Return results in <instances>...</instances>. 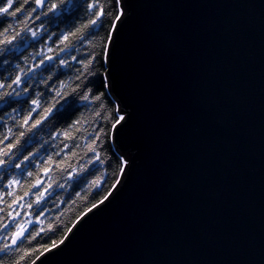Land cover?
<instances>
[{"label": "water", "instance_id": "water-1", "mask_svg": "<svg viewBox=\"0 0 264 264\" xmlns=\"http://www.w3.org/2000/svg\"><path fill=\"white\" fill-rule=\"evenodd\" d=\"M124 12L120 87L137 118L113 145L135 172L36 264H264V0Z\"/></svg>", "mask_w": 264, "mask_h": 264}, {"label": "snow or ice", "instance_id": "snow-or-ice-1", "mask_svg": "<svg viewBox=\"0 0 264 264\" xmlns=\"http://www.w3.org/2000/svg\"><path fill=\"white\" fill-rule=\"evenodd\" d=\"M66 2L67 0H0V48L6 50L8 46H15L14 42L29 36L41 43L44 42L45 37L48 41H52L54 36L59 40L58 50L54 51L52 47H48L47 52H45L44 48H41L40 52L35 54L31 63H28V57H25L24 67L18 64L13 72L0 79V101H4L10 107L13 104H29L26 114L21 115L18 122L15 115L11 117L14 126L23 130L14 133L11 127L7 128L6 134H3L0 138V145H3V147H0V157H11L14 150L18 151L23 147L24 138L33 129L48 120L58 106L67 105L77 99L91 102L94 105L92 120L83 121L79 117L66 120L65 127L57 132V136L62 135L66 141H73V147H77L73 134L79 132L82 126L92 129L88 137L90 142L86 145L87 151L84 156L79 157L80 160H84V163H78L75 167L67 159L61 160L60 163L71 169L68 171L69 179L74 180L76 176L86 172L94 175V178L88 182V189L91 190L89 195L82 196L84 189L74 193L75 196L86 200L87 204L76 217L72 226L66 229L49 226V239L60 231L65 232V235L59 240V244L63 245L62 248L57 246L56 240H52L51 248H44L41 253V256H43L44 252H48L52 257L59 256L67 247L71 241L68 233H71L72 236L75 235L76 231L83 227L94 215L107 208L118 198L127 186L129 179L133 176L138 162L136 159H132L129 163L128 159L119 156L117 158L119 170L114 173L115 179L107 191H105V185L108 184L109 177L104 176L103 173L95 175L89 172L90 166L96 163L101 165L107 163L108 167H112V161L110 159L106 160L101 155L103 147L110 141L114 143L121 138L128 137L137 118L136 106L128 97L122 94L120 87V66L128 38L129 24L132 20L131 13L125 14L124 12V5L127 0H123V2L122 0H115L114 15L112 14L113 9L105 10L99 0H90V2L86 0L87 9L91 11V16L86 18V22L76 26L73 31L61 33L57 36L56 32L48 31L49 22ZM129 6L131 7V5ZM37 21H39L38 24ZM97 26L103 31L104 35L94 44L89 37L97 35L92 31ZM70 38H73L82 47L84 45H88V47L78 56L72 55L70 59H61L60 53L70 48L73 51H78L75 49L74 44L70 42ZM2 54L0 52V55ZM54 59L58 61L55 65L52 64ZM4 62L8 63L7 60ZM46 64L48 67L44 68L45 71L63 67L67 68L71 75L51 71V74L46 78L37 81L35 79L36 72ZM65 75H67V81L61 79V76ZM97 82H99L98 86ZM41 85L44 86L46 91L37 90ZM20 97H24V99L21 100ZM20 111L22 112L23 109L21 108ZM17 112L18 109L12 107V113ZM0 119H3V117H0ZM40 147H43V145ZM68 148L69 145L64 143V149ZM39 151L40 148H36L35 152L26 151V154L21 153L22 158L18 157L19 162L15 163L14 167L26 171V162ZM77 155L76 152H71V157L75 158ZM48 159L50 164L55 163L51 157ZM7 163H9V160L0 159V166ZM51 171L52 168L47 165L42 169L45 175ZM125 172H127V175H125ZM28 176H32V173L28 172ZM19 183L20 181L13 177L8 180V187ZM54 184L56 182L52 180L44 185L43 181L37 177L35 183L31 186L35 190L36 206H40L46 200L49 190L53 189ZM56 186L64 187V185ZM24 195L28 196L29 193L25 192ZM21 199L23 197H18L12 203L19 206V200ZM32 207V204L28 205L29 209ZM44 214L45 210L41 208L35 221L29 220L27 225L23 223L15 224V231L9 232L7 240L0 244V264H4V258L13 248H19V245L26 238L25 233L29 231L34 223H38L40 217ZM15 215L19 216L20 213H15ZM8 228L9 225H5V229ZM44 231V228H40V231L32 236V239L35 240ZM29 235H31L30 232ZM51 249H56V251H51ZM24 259L25 255H21L15 261V264H20ZM37 259H40V257H37ZM44 259H48V257H44ZM31 264H36V260H33ZM41 264H43L42 260Z\"/></svg>", "mask_w": 264, "mask_h": 264}, {"label": "trees", "instance_id": "trees-1", "mask_svg": "<svg viewBox=\"0 0 264 264\" xmlns=\"http://www.w3.org/2000/svg\"><path fill=\"white\" fill-rule=\"evenodd\" d=\"M90 2V0H87ZM86 0H67L65 5L61 10H58L50 20V27H48L49 32H56L57 36L61 33H67L73 31L76 26L81 23L86 22V18L91 16V11L87 9ZM99 3L105 8V10L112 8L113 15L115 14V0H99ZM11 22V21H8ZM37 24L39 21L36 22ZM22 26V25H21ZM19 30V29H17ZM94 33H97L94 37H89L93 40V43H97L104 33L99 28V26L93 28ZM55 41V43H53ZM70 42L74 44L75 49L78 51H73L71 48L63 53H60V58H69L72 55H80L84 52V49L88 45L82 47L73 38H70ZM15 46H8L7 49L0 48V79L6 77L10 72L16 69L19 64L24 67L25 57H28V63L32 62L33 57L36 53L40 52L41 48L47 52L48 47H52L54 51L58 50L57 45H59V40L54 36L52 41H48L45 37L43 43L33 40L30 36L22 40L14 42ZM62 47V45H60ZM54 54V53H49ZM38 59V57H36ZM7 60L8 63L4 61ZM57 60H53L52 64H57ZM48 65L42 66V68L36 72L35 79L37 81L46 78L51 74V71H56L57 73H66L71 75L67 68H53L51 71H45ZM67 75L61 76V79L67 81ZM99 82H97L98 86ZM37 90H44L43 85ZM19 99L23 100L24 97ZM111 99V97H109ZM12 107L18 109L17 113H12ZM29 104L16 105L13 104L11 107L4 101H0V138L3 134H6L7 128L11 127L13 132L16 133L19 130L14 126V122L11 119L13 115L17 117V122L19 117L26 114ZM94 105L91 102H85L80 100H74L71 103L63 106H58L54 114L49 117L42 125L33 129L23 140V147L18 151L14 150V154L11 157H0V159L9 160L6 165L0 166V244L4 240H7L8 233L15 231V224L23 223L28 224L29 220L35 221L37 214L40 212L41 208L45 210V214L40 217L38 223H34L29 231L25 233V239L19 245V248H13L4 258V264H15V261L19 259L21 255H25V259L20 262V264H31L44 250V248H50L52 240H56L57 244L62 236L65 235L64 231H60L57 235H54L49 239V226L59 227L66 229L71 227L75 222L76 217L84 209L87 201L82 197H77L74 195L75 192L84 189L83 195H89L90 189H88V182L94 178V175H90L88 172L82 173L75 177V179L68 178V171L71 169L65 164H61V160L67 159L69 163L75 167L78 163H84V160H80L79 157L84 156L87 151L86 145L89 143V135L92 131L90 127L82 126L79 132H75L74 142L77 147H73V141H66L65 138L60 135L57 136V132L65 127V121L70 120L75 117L81 118L83 121H90L93 119L92 108ZM23 109L21 112L20 109ZM7 143V142H5ZM64 143L69 145L68 149H64ZM43 145V147H40ZM3 147V145H0ZM36 148H40L39 152L26 162L27 170L17 169L14 167L15 163L19 162V158H22L21 153L26 154V151L35 152ZM63 149V151H62ZM76 152L77 157H71V152ZM101 155L112 161V167H108L107 163L101 165L96 163L90 166L89 172L100 175L103 173L104 176L109 177L108 184L105 185V191H107L110 184L114 181V173L118 172L117 158L120 156L113 145V142H108L107 145L103 147ZM49 157L55 161L54 164L49 163ZM86 159V157H85ZM52 168V171L45 175L42 172L44 166ZM28 172L32 173V176H28ZM15 177L20 183L18 185H13L8 187V180ZM37 177L41 179L44 185L54 180L56 184L53 185V189L49 190V195L46 200L40 205H35V190L32 189V185L35 183ZM56 185H64L63 188ZM28 192L29 195L25 196L24 193ZM18 197H23L19 200V206L14 205L12 202ZM99 199V197H97ZM66 201V202H64ZM63 202V203H62ZM32 204L31 209L28 205ZM15 213H20L16 216ZM31 213V215H29ZM11 214V215H10ZM5 225H9L6 230ZM40 228H44L45 231L41 233L35 240L32 236H35ZM29 232L31 235H29ZM10 243V241H8ZM34 250V251H33Z\"/></svg>", "mask_w": 264, "mask_h": 264}]
</instances>
